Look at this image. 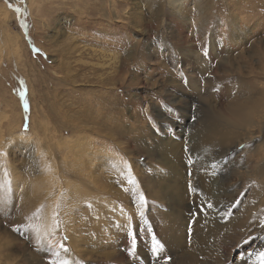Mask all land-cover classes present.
<instances>
[{"label":"rangeland","instance_id":"374dc122","mask_svg":"<svg viewBox=\"0 0 264 264\" xmlns=\"http://www.w3.org/2000/svg\"><path fill=\"white\" fill-rule=\"evenodd\" d=\"M179 5L0 0V264H49V243L69 264H264V220L248 210L262 128L207 163V197L186 154L207 119L264 91V0ZM170 142L178 201L158 186ZM129 223L144 228L135 257Z\"/></svg>","mask_w":264,"mask_h":264},{"label":"bare ground","instance_id":"6f19581e","mask_svg":"<svg viewBox=\"0 0 264 264\" xmlns=\"http://www.w3.org/2000/svg\"><path fill=\"white\" fill-rule=\"evenodd\" d=\"M167 1L175 9L176 13H181L180 12L181 10L179 8L180 7L179 4L181 0H167ZM197 61L199 60L197 59ZM254 93L256 94V99L252 103H245L242 100L241 101L240 100L231 101L226 111L224 112V116L219 115V118H217L212 124L207 119V122L203 124L202 127L195 134L194 143L191 149L187 148L186 154H189L192 157L194 156L193 158L196 159L198 162V166H197L198 176H196L197 178L196 182L198 183L196 185L197 186L196 190L200 192L201 194L206 195V197L208 196V192L205 191L206 189L204 187V183H205L204 181L214 180V175L204 176V174L208 172L206 168L207 163L209 164L210 162L211 163L214 162L213 164L215 163L221 164V160L223 159L225 154L228 152L227 151L228 149L224 151V150H221V148L227 145L231 140H233L231 138L232 137L234 138V135H241V132H245L246 134H248L251 130L258 129V128H262V130L264 131V91L263 89H260L258 92L254 90ZM211 120H214V119H211ZM233 125L236 126L235 127L236 129L240 128V130L239 131L235 130ZM21 133L26 135V133H23V132ZM22 134L21 136H23ZM257 150L258 152L261 151V154L258 155L260 157L259 159L260 162L257 163L256 169L251 171V176L255 180L254 187L256 191L254 192L252 196V200H251V201H254V203L248 206V210L251 213L254 212V223L255 224L253 225V227L258 228L259 226L257 224L264 220V182H263L264 181V163L261 162L263 161V158H264V150L260 148ZM164 151H166V153H164V156L161 155L159 160L167 164L168 171H169L168 175L170 177V181H168V185H164L162 182L161 184L159 183L158 186L162 185V187L168 192L167 196L171 197L173 201L175 200L178 201L179 186H178V182H177L178 180H176V177L182 173L181 170H179L178 168L179 167L178 165L179 164L178 163L179 151H178L177 145L172 142L168 143ZM209 190L213 191V189L211 188H209ZM182 193L183 192H181V194ZM257 204H259V206L256 208ZM170 208L174 210V207H172L171 205H170ZM170 216H171V219H170L171 221L172 217L174 216V213H172ZM168 224H170L169 225L170 227L172 225L175 226L174 222H168Z\"/></svg>","mask_w":264,"mask_h":264},{"label":"snow or ice","instance_id":"6c2138e0","mask_svg":"<svg viewBox=\"0 0 264 264\" xmlns=\"http://www.w3.org/2000/svg\"><path fill=\"white\" fill-rule=\"evenodd\" d=\"M11 7V5H9ZM17 12H20V9L17 8L16 9ZM21 27L22 28H27L28 25L26 22H21ZM27 129V125H25V130ZM241 147H243V145H241ZM0 155H3L2 153H0ZM121 163L124 165V170L125 171H130V169L127 166V162L123 161L121 158ZM113 167H116L115 164H113ZM128 183L135 186L136 185V181L134 178H129ZM139 204L141 207H146L147 205V201L145 200L143 194L141 193L139 195ZM209 208L212 207L211 204L208 205ZM140 218H141V222H145V217H144V212L141 211L140 212ZM58 224V222H57ZM126 229V234L129 237L130 240V247H129V255L135 257L136 256V248H137V237L138 235H141L144 231V228L137 225L136 226V230H133V225L131 223L126 224L123 226ZM14 231L19 232L20 229L19 228H14ZM153 243L151 244V251L154 255H159L160 252L163 251V245L160 244V242L158 240L155 239V236L152 237ZM47 250L49 251V254L51 257H53L54 259L49 260V264H69V260L62 256V252L63 253H68L69 249L63 244L60 243L58 244V246L56 248H53L52 245L49 243ZM261 258H264V252H261L260 254Z\"/></svg>","mask_w":264,"mask_h":264}]
</instances>
